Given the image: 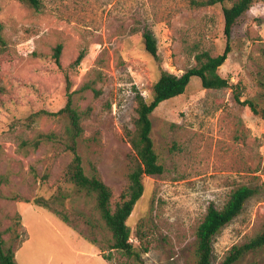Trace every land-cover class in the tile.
Here are the masks:
<instances>
[{
  "label": "rangeland",
  "instance_id": "rangeland-1",
  "mask_svg": "<svg viewBox=\"0 0 264 264\" xmlns=\"http://www.w3.org/2000/svg\"><path fill=\"white\" fill-rule=\"evenodd\" d=\"M192 1L40 0L35 11L0 0L8 43L0 56V230L16 264H194L195 233L208 207L222 208L241 186L255 195L214 238L212 264L264 229V121L236 103L233 87L203 89L197 77L150 116L164 172L143 177V194L126 222L140 262L109 251L111 234L103 227L94 236L86 225L65 224L32 204L64 194L67 211L80 205L65 180L68 120L57 114L69 95L81 114L77 151L84 171L95 167L112 203L120 202L136 162L124 129H134L136 93L149 101L159 76L143 33L154 36L161 67L175 76L195 67L197 54L225 49L222 10L236 0L206 8ZM57 45L61 67L52 61ZM230 48L218 75L238 86L241 101L264 103V0L238 19ZM80 52L82 63L72 67ZM40 111L53 115L36 116ZM252 262L264 264V248L236 264Z\"/></svg>",
  "mask_w": 264,
  "mask_h": 264
},
{
  "label": "trees",
  "instance_id": "trees-1",
  "mask_svg": "<svg viewBox=\"0 0 264 264\" xmlns=\"http://www.w3.org/2000/svg\"><path fill=\"white\" fill-rule=\"evenodd\" d=\"M29 8L39 11L40 0H18ZM228 0H194L191 5L195 8L213 7L223 5ZM255 0H236L230 7H224V36L226 38L225 49L222 54L211 56L208 52H201L195 56L196 66L186 70L181 76H175L165 71L160 64L157 44L150 32L142 35L144 49L150 55L159 68V76L151 91V99L145 100L141 93L135 95V114L133 119V131L124 129L125 137L136 155V162L128 176V186L120 196V202L112 203V191L101 180L95 167L91 173L86 174L82 165V159L78 154V140L82 135L81 114L72 106L71 96H68L67 103L57 114L64 115L68 120L65 130L64 146L71 153L72 158L65 170V180L72 185L70 198L79 201L80 205L73 207L69 212L65 206L66 197L58 194L50 198L37 197L32 201L33 205L51 210L65 224H84L90 233L95 236L96 231L101 227L111 234V242L108 245L109 251H116L129 259L140 262V254L133 250L129 242L130 229L126 222L132 210L143 194L142 179L145 176H159L163 174L164 168L159 163L157 154L154 151L151 139L152 123L150 116L154 110L163 102L184 94L191 78L197 77L203 89L221 90L234 89L236 103L247 107L250 112L264 121V103L258 99L241 101L238 86H231L229 81L218 75L217 70L221 67L231 51V32L238 19L243 16L253 5ZM3 26L0 23V56L8 51V43L2 34ZM62 46L57 45L53 50L52 61L57 67H61ZM85 54L80 52L71 63L72 67H78ZM67 83H69L67 79ZM38 115H53L47 111H40ZM48 135L47 137H53ZM255 195V189L248 186H241L230 193L222 208L210 205L202 222L197 227L196 237V260L194 264H212L213 240L214 238L236 217H238L246 202ZM1 182H0V200ZM29 203V202H28ZM93 204V208H88ZM98 218H97V217ZM72 217V218H71ZM91 244H96L94 237ZM264 248V229L242 245H234L226 254L222 264H236L250 253H255ZM103 251L101 250V253ZM104 259L111 260V255L104 256ZM0 264H16L15 252L6 247L4 234L0 230ZM249 264H258L255 262Z\"/></svg>",
  "mask_w": 264,
  "mask_h": 264
}]
</instances>
